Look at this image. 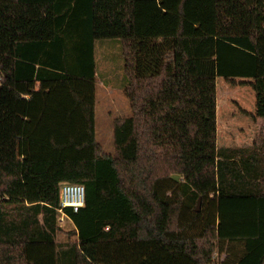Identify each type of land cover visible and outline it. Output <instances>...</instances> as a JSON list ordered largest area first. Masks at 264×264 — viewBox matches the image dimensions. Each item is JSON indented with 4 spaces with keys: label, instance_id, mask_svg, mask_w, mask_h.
Wrapping results in <instances>:
<instances>
[{
    "label": "trees",
    "instance_id": "trees-1",
    "mask_svg": "<svg viewBox=\"0 0 264 264\" xmlns=\"http://www.w3.org/2000/svg\"><path fill=\"white\" fill-rule=\"evenodd\" d=\"M168 2L140 1L159 32L138 33L135 0H0V264H101L98 243L123 241L145 242L156 264H264V0H212L210 32L185 0L164 32ZM18 9L33 23L11 35L3 14ZM108 38L130 106L113 118L112 152L93 120ZM217 77L254 91L249 144L217 143ZM24 117L43 119L36 133ZM62 181L85 198L62 207L73 228L58 239ZM237 225L253 232L221 230Z\"/></svg>",
    "mask_w": 264,
    "mask_h": 264
},
{
    "label": "rangeland",
    "instance_id": "rangeland-1",
    "mask_svg": "<svg viewBox=\"0 0 264 264\" xmlns=\"http://www.w3.org/2000/svg\"><path fill=\"white\" fill-rule=\"evenodd\" d=\"M140 1L141 0H135V16L137 18L136 32H159L156 28L159 24V18L153 21L150 19L145 24V20L142 16H139L140 12L143 11L141 9L143 8V4L140 6ZM176 2L177 0H169L168 2L170 13L165 14V17H169V20L166 22L169 28L164 32H173L174 30L173 11L175 12ZM184 5L188 15L205 11L206 15L212 16V0H185ZM35 6L38 9L41 5L35 4ZM13 11L14 13H12V15L9 13L3 14V18L8 19L9 17L10 22H12V26L8 28L11 31V35L19 34L22 30L25 31L29 29L33 23L29 21L24 22L21 18V11L19 9ZM152 14L156 15V12L153 11ZM169 23H171V26L168 25ZM140 27H144L145 29H140ZM8 29L6 30L8 31ZM27 31H25V33ZM97 42L96 54L100 73L99 79L102 81L110 80L107 83L102 82V85H96V87H94V135L105 151L112 152L113 118L116 116L128 115L130 113V106L122 90L123 74L119 67L122 60L118 56V44L115 43L112 38ZM105 70H108L107 73ZM253 110L254 91L248 84L230 83L221 77H217L216 131L217 143L219 145L249 144L252 142L261 122L259 118H255L252 115ZM36 117L23 118L24 132H37L36 129L38 128H36V126L38 127L40 125L38 123L43 121V119L38 120L35 119ZM45 122H48L51 127V118L46 119ZM32 128H34V130H32ZM220 202L222 208H238L251 205L250 199H226ZM58 225L61 231L58 232L57 237L58 239H65L64 232L72 229L73 223L68 217L63 216L62 218L58 217ZM221 230L226 234L253 232V228L239 225L222 228ZM72 238H75V236H72ZM100 243L101 242L98 243V253L101 264H105L104 259L107 257L112 258L116 264H156L153 252L149 250L143 241Z\"/></svg>",
    "mask_w": 264,
    "mask_h": 264
},
{
    "label": "built area",
    "instance_id": "built-area-1",
    "mask_svg": "<svg viewBox=\"0 0 264 264\" xmlns=\"http://www.w3.org/2000/svg\"><path fill=\"white\" fill-rule=\"evenodd\" d=\"M84 186L81 183L62 181L58 187V199L60 214L59 218L64 216L62 207L69 206L72 210H77L84 203Z\"/></svg>",
    "mask_w": 264,
    "mask_h": 264
},
{
    "label": "crops",
    "instance_id": "crops-1",
    "mask_svg": "<svg viewBox=\"0 0 264 264\" xmlns=\"http://www.w3.org/2000/svg\"><path fill=\"white\" fill-rule=\"evenodd\" d=\"M147 5H149V3H147ZM202 11V13H196L195 17L193 19H191V23L193 24V28H195L196 30H201V31H207L210 32L212 30V25H213V21H212V16H208L206 15V12ZM97 85H102L101 82H98ZM105 244V242H101L100 244ZM107 244V243H106ZM149 250L152 252V249L149 248ZM105 260V264H116V262L114 260H112V258H106Z\"/></svg>",
    "mask_w": 264,
    "mask_h": 264
}]
</instances>
